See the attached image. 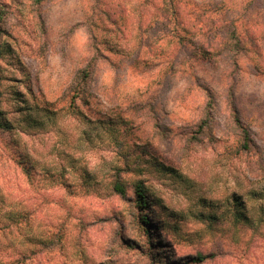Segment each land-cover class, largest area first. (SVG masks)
Here are the masks:
<instances>
[{"label": "rangeland", "instance_id": "obj_1", "mask_svg": "<svg viewBox=\"0 0 264 264\" xmlns=\"http://www.w3.org/2000/svg\"><path fill=\"white\" fill-rule=\"evenodd\" d=\"M0 9V264H264V0ZM190 9L236 29L242 51L200 56ZM121 151L143 169L120 171L124 197Z\"/></svg>", "mask_w": 264, "mask_h": 264}, {"label": "trees", "instance_id": "obj_2", "mask_svg": "<svg viewBox=\"0 0 264 264\" xmlns=\"http://www.w3.org/2000/svg\"><path fill=\"white\" fill-rule=\"evenodd\" d=\"M36 3H39L44 0H33ZM3 11L0 9V19L2 18ZM183 18L186 20L187 24L191 26L194 29L199 30V33L202 35L201 39L203 40V44L206 45V47H201L200 49V56L204 57L206 55L211 54L212 56H219L223 50H219L217 48L218 44L215 42L218 41L219 45L223 47L224 52L231 54V57L233 55L237 54L239 50L242 51V40L237 35L236 29H231L229 26H226V22L223 19H214L212 15L208 13V11L202 10L201 11H193L190 9V11L186 12V15H183ZM196 24L198 26L196 27ZM216 44V45H214ZM219 47V46H218ZM92 71L91 69L87 68L84 70L82 79L84 80L89 75V72ZM227 93L228 96L234 97V88L231 84H228L227 86ZM208 107L211 108L210 101L207 103ZM232 112L235 117V122L240 123V116L238 114V109L236 105L233 103ZM209 110V108H208ZM1 113V112H0ZM208 114H210V110L208 111ZM7 128L6 121L0 117V129ZM243 133V143L242 147L245 150L249 149L248 145V131L242 130ZM121 155H125V157L122 160L123 167L122 168H116L115 174H113V179L111 181L112 189L119 194L121 197H124L127 192V183L121 180V170L124 171H130L135 172L137 174H141L143 172L142 165L140 163H136L133 165V160L136 161V158H132L129 153L126 154L124 151H121ZM137 159H139L137 157ZM133 187L135 194L137 196V206L143 207L146 206L149 202L147 191L145 190V186L142 183V181H135L133 182ZM252 198L256 200L264 201V189L261 191H254L252 193ZM234 206H236V209L234 210V215L236 220H246L248 222H252V218L248 215H244L239 213L241 207L239 206V201H234ZM260 211L264 212V205L262 203L259 204ZM238 212V213H237ZM147 224V222L145 221ZM201 260V259H199Z\"/></svg>", "mask_w": 264, "mask_h": 264}]
</instances>
